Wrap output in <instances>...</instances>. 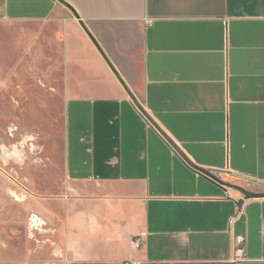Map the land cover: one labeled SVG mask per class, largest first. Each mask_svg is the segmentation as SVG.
<instances>
[{"label": "crops", "instance_id": "1", "mask_svg": "<svg viewBox=\"0 0 264 264\" xmlns=\"http://www.w3.org/2000/svg\"><path fill=\"white\" fill-rule=\"evenodd\" d=\"M0 33V71L35 45L65 102L69 264H264V197L235 188L264 192V0H0Z\"/></svg>", "mask_w": 264, "mask_h": 264}, {"label": "rangeland", "instance_id": "2", "mask_svg": "<svg viewBox=\"0 0 264 264\" xmlns=\"http://www.w3.org/2000/svg\"><path fill=\"white\" fill-rule=\"evenodd\" d=\"M20 35L0 33L1 45L20 41ZM32 51L23 54L29 62L0 71V264H69L44 212L66 187L68 116L60 90L48 80L53 71H40L35 45ZM32 214L42 218L41 229L29 228Z\"/></svg>", "mask_w": 264, "mask_h": 264}, {"label": "built area", "instance_id": "3", "mask_svg": "<svg viewBox=\"0 0 264 264\" xmlns=\"http://www.w3.org/2000/svg\"><path fill=\"white\" fill-rule=\"evenodd\" d=\"M43 223L44 222L39 215L32 214L29 218L28 226L31 229V231L36 230V229L39 230L42 228ZM144 235H145V233L136 235L132 240V245L134 247H139L141 240H142ZM244 242H245V239H243L242 237H239L237 239V259L238 260L246 259L245 249L243 248ZM123 264H138V262L136 260H126V261H124Z\"/></svg>", "mask_w": 264, "mask_h": 264}, {"label": "water", "instance_id": "4", "mask_svg": "<svg viewBox=\"0 0 264 264\" xmlns=\"http://www.w3.org/2000/svg\"><path fill=\"white\" fill-rule=\"evenodd\" d=\"M139 108L141 109L142 113L146 116V118L154 124V122L152 121V119L150 118V116L148 115V113L140 106L138 105ZM163 133V132H162ZM164 137L173 145V147L186 159V161L193 166L194 168L200 170L203 174L207 175L208 177L212 178L213 180H215L216 182L220 183V184H224L223 181L214 173H212L211 171L198 167L196 165H194L185 155L184 153L179 149V147L165 134L163 133ZM235 188H237L238 190H240L243 194H245V196L247 198H263L264 197V192H253V191H249L246 190L245 188L241 187V186H235Z\"/></svg>", "mask_w": 264, "mask_h": 264}]
</instances>
